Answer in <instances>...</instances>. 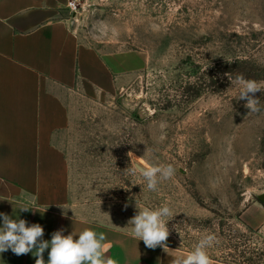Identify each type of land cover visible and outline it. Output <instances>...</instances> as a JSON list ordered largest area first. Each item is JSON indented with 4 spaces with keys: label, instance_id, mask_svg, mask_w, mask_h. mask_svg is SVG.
<instances>
[{
    "label": "rangeland",
    "instance_id": "rangeland-1",
    "mask_svg": "<svg viewBox=\"0 0 264 264\" xmlns=\"http://www.w3.org/2000/svg\"><path fill=\"white\" fill-rule=\"evenodd\" d=\"M77 5L64 15L81 43L100 55L137 52L145 64L103 100L67 95L68 123L54 136L65 159L55 199L47 190L49 200L22 199L64 216V235L82 224L133 235L137 208L166 204L175 215L168 248L189 254L213 234L212 261L264 264V223L243 218L253 204L264 209V92L255 93L258 112L238 100L239 77L264 82V0ZM137 164L172 165L175 174L150 191L126 170Z\"/></svg>",
    "mask_w": 264,
    "mask_h": 264
},
{
    "label": "crops",
    "instance_id": "crops-1",
    "mask_svg": "<svg viewBox=\"0 0 264 264\" xmlns=\"http://www.w3.org/2000/svg\"><path fill=\"white\" fill-rule=\"evenodd\" d=\"M69 1L0 0V213L29 225L38 223L51 234L68 220L48 209L43 212L46 204L32 205L22 197L44 201L49 200L44 191L57 193L54 184L65 159L54 136L68 123L67 95L103 100L123 87L121 77L145 64L144 55L137 52L100 55L81 43L76 24L64 15ZM22 204L39 211L14 213ZM243 218L258 227L264 223V209L253 204ZM79 227V232L104 233L111 244L108 256L118 264H171L173 257L188 255L172 248L167 253L159 246L148 249L142 240L120 231ZM49 251L43 254L45 262ZM35 259L32 253H0V264H35Z\"/></svg>",
    "mask_w": 264,
    "mask_h": 264
},
{
    "label": "clouds",
    "instance_id": "clouds-1",
    "mask_svg": "<svg viewBox=\"0 0 264 264\" xmlns=\"http://www.w3.org/2000/svg\"><path fill=\"white\" fill-rule=\"evenodd\" d=\"M240 85L238 100H246L245 108L251 112L260 110V101L255 98V93L264 92V82L245 80L238 78ZM132 175L139 174L146 181V187L150 191H156L158 185L171 179L175 174L172 165H156L142 167L137 164L132 169H126ZM13 204V202H11ZM66 210L63 206H58ZM127 207V205H125ZM137 207V205H136ZM37 210L28 205H20L14 209L19 212ZM46 208L43 212H45ZM128 224L133 226V235L139 241L142 240L148 249L162 247L168 253L167 240L170 235L168 222L175 216L169 206L162 205L156 209H138ZM0 253L11 250L15 255L32 253L36 259L35 264H118V261L108 256L111 244L106 242L104 233H97L91 229L80 232L73 231L64 235V230L59 229L52 233L51 240H44V228L38 224L31 225L25 219L16 218L5 213H0ZM78 236V239L75 237ZM216 237L213 234L204 236L196 244L188 255H178L172 258L171 264H212L208 249L214 245ZM48 252V260H44L45 250Z\"/></svg>",
    "mask_w": 264,
    "mask_h": 264
},
{
    "label": "built area",
    "instance_id": "built-area-1",
    "mask_svg": "<svg viewBox=\"0 0 264 264\" xmlns=\"http://www.w3.org/2000/svg\"><path fill=\"white\" fill-rule=\"evenodd\" d=\"M78 1L79 0H70L69 3H68V8L71 10V11H77L78 10Z\"/></svg>",
    "mask_w": 264,
    "mask_h": 264
},
{
    "label": "water",
    "instance_id": "water-1",
    "mask_svg": "<svg viewBox=\"0 0 264 264\" xmlns=\"http://www.w3.org/2000/svg\"><path fill=\"white\" fill-rule=\"evenodd\" d=\"M259 199L262 203H264V194L259 195Z\"/></svg>",
    "mask_w": 264,
    "mask_h": 264
},
{
    "label": "trees",
    "instance_id": "trees-1",
    "mask_svg": "<svg viewBox=\"0 0 264 264\" xmlns=\"http://www.w3.org/2000/svg\"><path fill=\"white\" fill-rule=\"evenodd\" d=\"M248 229L250 230V232L255 233V230H253L252 228L248 227Z\"/></svg>",
    "mask_w": 264,
    "mask_h": 264
}]
</instances>
